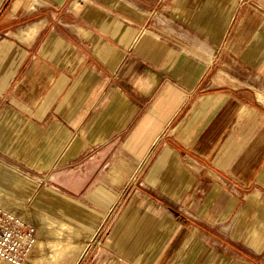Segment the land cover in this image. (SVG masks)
Here are the masks:
<instances>
[{"label": "crops", "instance_id": "obj_1", "mask_svg": "<svg viewBox=\"0 0 264 264\" xmlns=\"http://www.w3.org/2000/svg\"><path fill=\"white\" fill-rule=\"evenodd\" d=\"M0 195L58 263L264 264V0H0Z\"/></svg>", "mask_w": 264, "mask_h": 264}, {"label": "bare ground", "instance_id": "obj_2", "mask_svg": "<svg viewBox=\"0 0 264 264\" xmlns=\"http://www.w3.org/2000/svg\"><path fill=\"white\" fill-rule=\"evenodd\" d=\"M0 207L4 206L0 204ZM41 219L43 225H45L42 232L48 237L42 240L43 247L41 253L34 255V259L33 257L31 258L33 264H55L63 257L65 252L73 253L79 248L87 246V242L92 237L87 231L56 220L49 215L42 214ZM41 221H38V226H43Z\"/></svg>", "mask_w": 264, "mask_h": 264}, {"label": "built area", "instance_id": "obj_3", "mask_svg": "<svg viewBox=\"0 0 264 264\" xmlns=\"http://www.w3.org/2000/svg\"><path fill=\"white\" fill-rule=\"evenodd\" d=\"M34 228L0 207V262L23 264L34 242Z\"/></svg>", "mask_w": 264, "mask_h": 264}, {"label": "rangeland", "instance_id": "obj_4", "mask_svg": "<svg viewBox=\"0 0 264 264\" xmlns=\"http://www.w3.org/2000/svg\"><path fill=\"white\" fill-rule=\"evenodd\" d=\"M131 196L132 195H130V197L126 199L125 204L128 202L129 199H131ZM0 200L3 201V202L0 201V204H2L4 206V207H2L4 210L10 211V212L16 214L17 216L22 217L28 225H30V226H32L34 228V231H35V233H34V242H33V245L31 247V249H30L27 257L25 258V260L23 262V264H33V260L31 258L34 255L41 253V250H42V247H43L42 240L43 239H47V237H48V236H45L44 233L42 232L43 229H44L43 227L45 226V225H43V221H41L42 220L41 219V215L43 213L37 212V211L33 210V208H31V207H25V205L23 206V205H21L20 203H18L16 201L18 203L17 204V203H15V200L14 199L11 200V198H10V200L9 199L5 200V198L2 195H0ZM10 201L13 204H9L8 202H10ZM38 221H41L43 226H41V225L38 226L39 225ZM79 229H80V227H79ZM82 230L87 231L85 229H82ZM87 232L89 233V231H87ZM86 247L87 246L82 247V248H79L77 251L71 253L72 254L71 256H70V253L65 252V254L63 255V257H61L60 260H62L64 262V261H66V259H69L70 257L71 258L74 257L75 254L78 253L79 251H84V249ZM33 259H34V257H33ZM3 264H6V263H3ZM55 264H62V262H59V263L57 262Z\"/></svg>", "mask_w": 264, "mask_h": 264}]
</instances>
